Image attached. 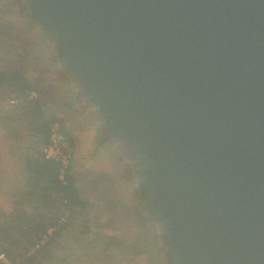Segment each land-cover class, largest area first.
Returning a JSON list of instances; mask_svg holds the SVG:
<instances>
[{"label":"water","instance_id":"1","mask_svg":"<svg viewBox=\"0 0 264 264\" xmlns=\"http://www.w3.org/2000/svg\"><path fill=\"white\" fill-rule=\"evenodd\" d=\"M37 34L148 264H264V0H0Z\"/></svg>","mask_w":264,"mask_h":264},{"label":"rangeland","instance_id":"2","mask_svg":"<svg viewBox=\"0 0 264 264\" xmlns=\"http://www.w3.org/2000/svg\"><path fill=\"white\" fill-rule=\"evenodd\" d=\"M2 25L7 28L0 33V70L15 65L26 71L37 89L38 103L44 104L47 109L50 108L54 111L61 124L69 123L70 126L72 124L74 131L78 134L79 129L64 113V109L53 94L45 65L38 59L39 54L35 44L37 34L27 30L24 15H21L17 8L7 9L0 6V26ZM10 28H12L11 32L8 31ZM15 93L0 89V106L2 107V110L0 109V140L7 141L12 147L17 145L22 148L31 142L27 128L33 126L32 119L36 113V105L28 106L29 108L24 109L21 113L3 110L7 100L13 98ZM4 129L9 135L5 134ZM71 147L73 149L72 173L74 176L77 174V181L82 183L80 198L86 203L84 211L88 219L89 231L82 232L84 226L82 218L73 221L68 229L61 232L57 245L51 247L49 258L44 260L39 257V263L148 264V259L144 255L147 253L148 243H150L147 234H145L146 224L135 217L133 205L126 204L128 189L120 187L117 190L114 184L104 181L101 176L90 179V173L93 170L85 166L83 144L77 146L73 142ZM93 173L98 172L93 171ZM18 179L21 180V178L15 180ZM23 182L26 184V181ZM20 185L17 182L9 186L14 188L20 187ZM18 193L0 192V212L9 213L12 208L10 201L5 200L4 197L10 194L14 198ZM17 196L20 197V195ZM24 200L23 206L36 207L33 197L26 194ZM34 208L31 211H35ZM42 208L40 207L39 211ZM3 222L4 219L0 213V224ZM0 262L10 264L5 258Z\"/></svg>","mask_w":264,"mask_h":264},{"label":"trees","instance_id":"3","mask_svg":"<svg viewBox=\"0 0 264 264\" xmlns=\"http://www.w3.org/2000/svg\"><path fill=\"white\" fill-rule=\"evenodd\" d=\"M6 28L0 26V33ZM11 29L8 31L11 32ZM0 89L16 92L13 98L23 99L20 105L13 106L15 110L36 105L32 131L37 146L33 148L34 157L25 161L27 177L26 184L21 185L23 191L18 193L20 199L15 201L9 213L0 212L4 219L0 224V255L10 264H41L39 257L44 260L49 258L51 247L57 245L61 232L68 229L73 221L82 218V232L89 231L84 211L86 203L79 197L80 191L73 175L62 184L58 179L59 163L45 158L41 152V148L48 143L50 123L59 119L54 111L38 103L37 98H26L30 92L37 93L29 74L15 65L0 70ZM61 132L64 134L62 124ZM68 140L72 144L70 138ZM26 194L35 199V208L23 206ZM40 207H43L41 211ZM33 208L35 211H31ZM50 230L48 240L43 243L42 237Z\"/></svg>","mask_w":264,"mask_h":264},{"label":"crops","instance_id":"4","mask_svg":"<svg viewBox=\"0 0 264 264\" xmlns=\"http://www.w3.org/2000/svg\"><path fill=\"white\" fill-rule=\"evenodd\" d=\"M0 109L2 110L1 106H0ZM3 110L9 111V112L19 111L20 113L23 111L21 109L15 110V108L13 106L8 105L7 102L5 105V109H3ZM64 113L72 120L73 123H75L76 127L80 131L77 134L76 131H74L72 124L70 126V125H68L69 123H65V124L63 123L62 128H63L64 134L66 135L67 138H70L72 143L73 142L76 143L77 146L79 144H83V146L85 148V156H84V158L86 160L85 166H87L88 169L93 170L94 172L95 171L98 172L95 174V173H93V171H91L90 179H92L95 176H101L104 181L106 180L107 182L114 184L115 188L117 190H119L120 189L119 182L114 179V176L116 175V171L109 166L98 167L92 161H90V159L88 157L89 156V147H88L87 135L85 132L86 126L84 124L79 123L74 117L69 115L66 111H64ZM32 128H33V126H30L27 128V130L29 132L28 136L29 137L31 136L30 137L31 142H28L22 148H20L17 145L16 146L13 145V147H12L11 145H9L7 143V141L4 142V141L0 140V192L1 191H5V192L7 191V193H9V192L10 193H12V192L18 193V192H20V190H22L21 185L24 184L23 181H25L24 179L27 177V173L24 169L25 161L27 159H31L32 157H34L35 154L33 152V148L37 147L35 145V142H34L35 137H34ZM4 132L6 135H9V133L6 132L5 129H4ZM11 144H13V143H11ZM72 175L76 179L77 174H76V176H74V173H72ZM17 178H21V180H19V179L15 180ZM76 181H77V179H76ZM17 182L19 183V185L21 184L20 187L18 186V187L13 188V186H9L12 184H16ZM81 185H82V183L77 181V187H78L80 193H82V186ZM17 195L18 194H16V196ZM7 196L4 198H5V200L8 199V201H10L11 207H13V205H14L13 202L20 199V197L18 198V196L17 197L15 196L14 197L15 199H14L12 197V195H10V194H8ZM79 197H80V194H79ZM133 197H134V195L131 192V190H128L127 203H126L127 205L130 206V205L134 204Z\"/></svg>","mask_w":264,"mask_h":264},{"label":"built area","instance_id":"5","mask_svg":"<svg viewBox=\"0 0 264 264\" xmlns=\"http://www.w3.org/2000/svg\"><path fill=\"white\" fill-rule=\"evenodd\" d=\"M26 98L31 100L36 98L35 92H30ZM23 102L22 98H10L7 104L17 106ZM41 152L45 158L59 163L58 179L62 184L66 183V178L72 176L71 164L73 160V149L68 138L61 132V124L59 121H54L49 125L48 143L41 148ZM51 230L42 237V242L48 239ZM41 242V243H42ZM3 255H0V260H3Z\"/></svg>","mask_w":264,"mask_h":264}]
</instances>
